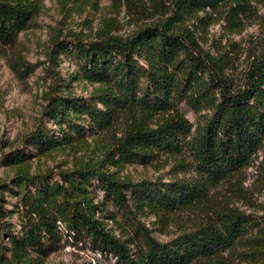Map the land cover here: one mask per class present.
<instances>
[{
	"label": "trees",
	"instance_id": "obj_1",
	"mask_svg": "<svg viewBox=\"0 0 264 264\" xmlns=\"http://www.w3.org/2000/svg\"><path fill=\"white\" fill-rule=\"evenodd\" d=\"M39 2L0 0L1 45L16 43L39 14ZM124 2L134 23L127 35L113 33L116 21L109 19L93 37L58 29L51 39L53 83L42 114L61 135L38 128L27 139L39 150L59 139L76 147L87 143V126L103 149L97 161L78 160L62 171V183L43 182L34 192L30 186L43 174L17 172L22 236L3 222L0 264H42L58 222L126 264H235L238 257L264 264V155L257 179L261 206L253 201L255 190L245 186L247 169L264 151V44L248 48L241 67L242 51L233 43L207 44L194 22L209 9L229 29L237 28L264 0ZM63 54L99 84L89 96L68 89L58 69ZM10 155L11 163L24 157L17 150ZM133 162L169 164L171 176L166 181L118 173ZM93 180L122 212L124 239L104 225V215H117L109 209L103 214L106 204L94 202L88 189ZM151 215L162 227L173 225V234L157 237L143 221Z\"/></svg>",
	"mask_w": 264,
	"mask_h": 264
},
{
	"label": "rangeland",
	"instance_id": "obj_2",
	"mask_svg": "<svg viewBox=\"0 0 264 264\" xmlns=\"http://www.w3.org/2000/svg\"><path fill=\"white\" fill-rule=\"evenodd\" d=\"M40 12L27 29L20 32L13 46L0 44V207L3 216L0 217V242L3 233V222L8 223L18 237L22 236V220L18 196L20 187L15 184V176L21 169L32 174L40 172L43 177L39 183L32 184L34 192L43 184L62 183L61 172L69 170L78 160L93 163L98 160V152L103 149L102 142L96 140V135L85 128L87 143L72 146L59 139L58 143L39 150L36 143L30 144L28 137L38 128L50 131L53 136H60L56 125L45 119L42 111L45 104V94L53 83L48 73V54L51 49V39L57 30L63 33L80 32L93 37L101 30L109 19L116 21L113 33L127 35L134 23L130 19L124 0H40ZM256 13L243 25L229 29L226 21L211 10L200 11L203 20H197V33L207 39V44H220L230 48L231 43L242 51L238 64L246 63V50L255 49L264 44V4H255ZM190 23V22H189ZM58 69L61 77L69 84V90L77 95L89 96L99 84L87 80L78 70L73 60L61 55ZM187 117L195 121L194 112L181 104ZM37 142V140H36ZM20 151L24 155L19 163L6 161L12 151ZM95 151V153H93ZM97 153V154H96ZM264 151L247 169L245 186L255 190L253 201L261 206L263 196L258 192V177ZM161 163L143 165L137 162L122 165L117 171L122 176L133 179L144 177L163 180L170 178V165L164 167ZM111 170H115L111 167ZM89 194L95 203L104 207L103 214L108 209L117 215L110 219L104 215L102 220L106 228L124 239L123 231L127 230L123 214L111 204L100 184L93 180L88 186ZM262 212V211H261ZM145 224L153 233L162 239L170 237L175 231L173 225L162 227L160 221L153 215L143 217ZM7 236V235H6ZM6 244L8 240H5ZM47 255L41 258L42 264H126L114 253L97 246L88 235L75 234L64 223L58 222L57 234L46 240ZM133 248L132 244H128ZM235 264H261L250 258H236Z\"/></svg>",
	"mask_w": 264,
	"mask_h": 264
}]
</instances>
